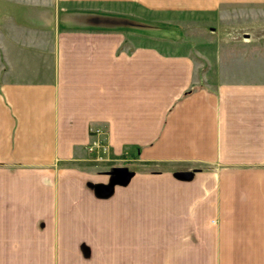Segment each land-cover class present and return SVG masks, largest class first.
<instances>
[{
    "label": "crops",
    "instance_id": "crops-1",
    "mask_svg": "<svg viewBox=\"0 0 264 264\" xmlns=\"http://www.w3.org/2000/svg\"><path fill=\"white\" fill-rule=\"evenodd\" d=\"M0 264H264V0H0Z\"/></svg>",
    "mask_w": 264,
    "mask_h": 264
},
{
    "label": "rangeland",
    "instance_id": "rangeland-1",
    "mask_svg": "<svg viewBox=\"0 0 264 264\" xmlns=\"http://www.w3.org/2000/svg\"><path fill=\"white\" fill-rule=\"evenodd\" d=\"M207 19L191 16L190 18L182 19L179 25L176 24H168V25H161L156 22L152 23V26L159 28L152 31V36L146 35L141 36L144 41L149 40L152 43L159 42V34L158 32L162 31V40L163 41H184L187 50L191 49L192 51L200 50V51H207L209 42H217L218 39L215 38L214 34H211L207 25L202 26L203 21ZM178 32V33H177ZM138 34L140 35L141 33ZM140 37V36H139ZM228 41L232 44L237 42H242L243 37L241 34L234 35L232 33L228 34L227 36ZM95 156L91 155V162L89 163H96Z\"/></svg>",
    "mask_w": 264,
    "mask_h": 264
},
{
    "label": "built area",
    "instance_id": "built-area-1",
    "mask_svg": "<svg viewBox=\"0 0 264 264\" xmlns=\"http://www.w3.org/2000/svg\"><path fill=\"white\" fill-rule=\"evenodd\" d=\"M95 133L98 134L99 130H95ZM105 148L104 146L99 142L95 141L92 144L89 145L88 152L95 156L96 160L101 159L102 154H104Z\"/></svg>",
    "mask_w": 264,
    "mask_h": 264
},
{
    "label": "water",
    "instance_id": "water-1",
    "mask_svg": "<svg viewBox=\"0 0 264 264\" xmlns=\"http://www.w3.org/2000/svg\"><path fill=\"white\" fill-rule=\"evenodd\" d=\"M115 173H116V177L115 178L117 180H119V181L126 180L130 176V174H131L130 171L127 168H125V167L117 168L115 170Z\"/></svg>",
    "mask_w": 264,
    "mask_h": 264
},
{
    "label": "trees",
    "instance_id": "trees-1",
    "mask_svg": "<svg viewBox=\"0 0 264 264\" xmlns=\"http://www.w3.org/2000/svg\"><path fill=\"white\" fill-rule=\"evenodd\" d=\"M188 93H189V92H188ZM188 93H187V94H188Z\"/></svg>",
    "mask_w": 264,
    "mask_h": 264
}]
</instances>
